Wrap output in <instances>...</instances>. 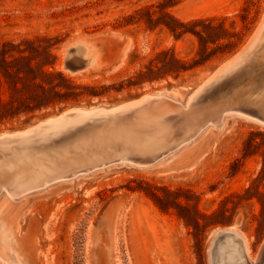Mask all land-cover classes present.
<instances>
[{
    "label": "rangeland",
    "instance_id": "374dc122",
    "mask_svg": "<svg viewBox=\"0 0 264 264\" xmlns=\"http://www.w3.org/2000/svg\"><path fill=\"white\" fill-rule=\"evenodd\" d=\"M170 16L182 23L216 18L230 34L209 42L218 54L205 65L179 76L142 77L163 51L187 65L201 58L199 38L189 31L176 39L165 24L172 23ZM262 25L249 58L211 88L216 94L210 89L195 99L218 69L250 45ZM80 41L91 43L85 57L94 53L96 64L74 72L66 62L77 65L79 57L70 50ZM29 42L41 47L39 60L55 63L54 69L77 85L95 87L96 95L0 119V135L69 110L112 109L147 95H165L176 104L154 114L155 122L130 130L164 131L160 147L167 152L152 166L111 165L20 193L14 182L30 160L70 172L74 163L120 152L125 140L102 132L72 133L33 151L0 152V264H250L263 259L264 114L245 101L264 100V0H0V52L14 49L19 56L13 46L27 49ZM43 47H51L50 55ZM233 87H244V92L234 96ZM1 100H9L8 92L0 94ZM26 157L28 163L19 165ZM225 230L234 236H217ZM229 239L240 250L234 259ZM242 244L249 260L241 253Z\"/></svg>",
    "mask_w": 264,
    "mask_h": 264
},
{
    "label": "trees",
    "instance_id": "16d2710c",
    "mask_svg": "<svg viewBox=\"0 0 264 264\" xmlns=\"http://www.w3.org/2000/svg\"><path fill=\"white\" fill-rule=\"evenodd\" d=\"M170 17L172 23L165 24L176 39L183 37L189 31L199 38L198 54L201 58L195 64L187 65L184 60L177 58L170 51H163L157 55L155 64L151 65L146 72L140 73L142 77L179 76L181 72L192 70L197 65H205L218 54L217 50L211 48L209 42L215 44L227 38L222 37L224 36L222 34H230L222 22H216L218 20L216 18L182 23ZM247 19L248 17H245L244 22ZM198 25H202V29L197 28ZM231 45L230 43L226 46ZM13 47L20 54L19 56L15 55L14 49L11 51L4 49L0 52L1 55L3 54L0 61V73L3 75V79L0 76V94L3 91L9 94V100L0 101L1 120L16 119L55 108L61 104H71L73 101L82 100L85 96L96 95L95 87L77 85L62 72L55 70V63L39 60L36 55L41 54V47L35 46L32 42H29L27 49ZM49 48L43 47V53L50 55ZM8 57H12L13 60H8Z\"/></svg>",
    "mask_w": 264,
    "mask_h": 264
},
{
    "label": "water",
    "instance_id": "95a60500",
    "mask_svg": "<svg viewBox=\"0 0 264 264\" xmlns=\"http://www.w3.org/2000/svg\"><path fill=\"white\" fill-rule=\"evenodd\" d=\"M248 47H246L240 53V55L238 54L240 57H238V59L234 61V63H232V68L226 71H222L221 73H219V75H216V77L213 78L210 82L200 87V90L198 89V93L195 95V99L199 98L204 92L208 91L213 86H215L219 81L225 78L228 73L232 72L243 61H246V59L249 58L252 53V49ZM91 48V43L88 41L77 42L75 46L71 48L70 55L74 54L75 56L79 57V60L82 65H80V69L77 70L78 66L74 65L72 60L68 59L66 62V67L74 72L88 70L89 68L95 67V54L92 53L88 57H85L88 49ZM77 53L79 56L77 55ZM149 96L150 97L145 101H140L142 99L141 98L112 109L98 108L94 111H91L90 113L83 115H81L80 113H76V110L84 109H74L63 112L61 115L54 118L61 117L64 113H67L66 115H64L65 117H62L63 119L59 120H61V122L64 124L73 121L76 122L72 125H67V128H65L62 133H59L56 136H51L52 132H50L49 134H47V136H45L46 131L50 130V128H53V126L55 125H53L54 123L42 125V123L46 122L44 121L24 130L27 132L25 135H18L14 137L0 139V149H4L5 147L9 148L10 151H12L13 148L21 147L28 149L33 148L34 146L42 143L46 144V142H49L50 140H53L55 138H59L63 135H69L72 133L79 134L83 132H89V134L102 132L106 135H121L126 143L125 148L120 152L93 156V158H90V160L88 161L82 162L80 164L76 163L73 166V170H71L70 172L64 171L60 176H57L51 181L69 178L80 172L92 171L95 169L117 164H131L138 167L152 166L156 162H158L167 151H164V149L160 147L161 144L155 147L148 145L144 146L143 144L138 146L136 143H132L135 141V138H144L145 136L153 133V131H150V133L146 134H132L130 130H138L143 128V126L148 122H155L157 118L154 117V114L167 110L169 108L168 101L171 100V98L165 95ZM101 109H104L105 111H102ZM158 129L160 128L158 127ZM230 235L234 236L233 232L230 230H225L220 231L217 236L224 237ZM242 248H244L243 244ZM261 257L264 259V246L262 249ZM263 259L260 260L262 262L259 261V264H263Z\"/></svg>",
    "mask_w": 264,
    "mask_h": 264
},
{
    "label": "bare ground",
    "instance_id": "6f19581e",
    "mask_svg": "<svg viewBox=\"0 0 264 264\" xmlns=\"http://www.w3.org/2000/svg\"><path fill=\"white\" fill-rule=\"evenodd\" d=\"M261 29H263V25H262V28H261V26H260V28L256 31V33H255V37L253 38V40H252V42L250 43V45H249V47L252 49V47L256 44V42H257V40H258V35H259V33H260V30ZM263 44V43H262ZM264 46V45H263ZM263 46H262V50H264L263 49ZM248 47V48H249ZM259 47H260V44H259ZM259 47L257 48L258 50H259ZM257 50V51H258ZM256 53V52H255ZM261 53V52H260ZM259 53V54H260ZM258 54V53H257ZM259 54H258V56H259ZM77 55H78V53H77ZM240 55V54H239ZM239 55H237L233 60H231V61H229L228 63H226V64H224L220 69H218L217 70V72L215 73V74H213L208 80H207V82H205L204 83V85L206 84V83H208V82H210L213 78H215L216 77V75H219V73H221L222 71H226V70H228V69H230V68H232L233 67V64L232 63H234V61H236L237 59H238V57H240ZM255 55V54H254ZM264 55V54H263ZM262 54H261V57L263 56ZM79 56V55H78ZM253 59H256V57L254 58L253 57ZM258 59V58H257ZM261 59V58H260ZM263 60H264V58H263ZM260 62H263V61H261L260 60ZM80 65H82L81 64V62H80V60H79V62L77 63V66H78V69L77 70H79L80 69ZM248 66V65H247ZM253 67V66H252ZM249 68V67H248ZM240 71H242V69L240 70ZM89 72V71H88ZM247 72V71H246ZM237 74V73H236ZM256 75V74H255ZM240 76V75H239ZM256 77V76H255ZM248 78H249V75H248ZM252 78H254V77H252ZM256 78H258V77H256ZM256 78H254V79H252L253 81L256 79ZM240 79V78H239ZM250 79V78H249ZM234 80V79H233ZM236 80V79H235ZM241 80H242V78H241ZM246 80H247V77H246ZM229 81V80H228ZM228 81H226V82H228ZM238 81V80H237ZM237 81H236V83H237ZM240 81V80H239ZM243 81V80H242ZM244 81H245V79H244ZM261 82V81H260ZM223 83H224V81H223ZM241 83V82H240ZM222 84V83H221ZM225 84V83H224ZM224 84H222V86L224 85ZM227 84V83H226ZM229 84V83H228ZM239 84V83H238ZM252 84V83H251ZM220 85V84H219ZM244 85V84H243ZM248 85H250V83L248 84ZM221 86V85H220ZM221 86V87H222ZM228 86V85H227ZM257 86H258V84H257ZM224 87V86H223ZM253 87H254V85H253ZM219 88V87H218ZM224 88H227V87H224ZM244 88V87H243ZM242 88V89H243ZM250 88H251V85H250ZM258 88V87H257ZM214 89V88H213ZM213 89H211V91L213 90ZM230 89V88H229ZM235 89V87H233V90ZM242 89H235L234 90V92H233V95L234 96H236L235 95V93H237V94H239V92H240V94L242 93V92H244V89L242 90ZM199 90H200V88H199ZM210 90V89H209ZM215 90H216V87H215ZM220 90H221V88H220ZM262 90H264V89H262ZM262 90H260V91H262ZM217 92H218V90H216ZM215 91V92H216ZM252 91V90H251ZM259 91V92H260ZM207 92V91H206ZM249 92H250V89H249ZM263 92V91H262ZM198 93V91L195 93V95ZM212 93H214L213 91H212ZM211 93V94H212ZM220 93V92H219ZM219 93H218V95H219ZM246 93L248 94V92L246 91ZM205 94V93H204ZM210 94V93H209ZM211 94H210V96H211ZM214 94H216V93H214ZM214 94H212V96L214 95ZM221 94V93H220ZM225 94H227V92L225 93ZM245 94V93H244ZM250 94V93H249ZM253 94V93H252ZM251 94V95H252ZM256 94H258V93H256ZM255 94V95H256ZM264 94V93H263ZM195 95H194V98H195ZM206 95H207V93H206ZM243 95V94H242ZM242 95H240V96H242ZM250 95V96H251ZM245 96V95H244ZM254 96V95H253ZM252 96V97H253ZM264 96V95H263ZM150 96L149 95H147V96H145V97H143L140 101H145L146 99H148ZM243 97V96H242ZM251 97V98H252ZM262 98V96H259V98ZM209 98V97H208ZM214 98V96L213 97H211V100ZM258 98V99H259ZM264 98V97H263ZM205 99V98H204ZM206 100V99H205ZM204 100V101H205ZM208 100V99H207ZM210 100V99H209ZM247 100V99H246ZM254 100V99H253ZM251 100V101H245L246 102V105H247V107H249L250 109H254L259 115H263L264 114V100H259V101H257V100ZM204 101H202V102H204ZM205 102H208V101H205ZM237 102V101H236ZM168 103H169V105L171 104H176L175 102H173L172 101V99L171 100H169L168 101ZM201 103V102H200ZM178 105V104H177ZM198 105V104H197ZM244 105H245V103H244ZM180 105H178V107H179ZM98 108H102V107H97V108H91L90 110H88V109H84V110H76V113H80L81 115H83V114H87V113H90L91 111H94L95 109H98ZM102 111H105L104 109H101ZM233 111V110H232ZM67 113H64L63 114V116H61V117H58V118H54V119H49V120H47L46 122H44V123H42V125L43 124H52V123H54L53 125H55V126H53V128L51 127L50 128V130H47L46 131V133H45V136H47V134H49L50 132H52L51 133V136H56L57 134H59V133H62V131H64V129L65 128H67L66 126L68 125H72V124H74L76 121H73V122H69V123H62L61 122V120H59V119H63L62 117H65L64 115H66ZM221 118H222V116H221ZM249 118V117H248ZM182 120V119H181ZM217 120V119H216ZM220 120V119H219ZM174 121V120H173ZM178 121H176L175 123L177 124V126L176 127H178V123H177ZM182 122H183V120H182ZM182 122H179V123H182ZM215 122V121H214ZM59 123H62V124H59ZM170 123H171V121H170ZM174 122H172L171 124H173ZM170 124V125H171ZM182 125V124H181ZM183 126V125H182ZM184 126H185V124H184ZM180 127V126H179ZM178 127V128H179ZM175 130H177V129H175ZM179 130V129H178ZM181 130V129H180ZM49 131V132H48ZM171 132V131H170ZM180 132V131H179ZM183 132V131H182ZM27 132L26 131H23V132H18V133H5V134H2V135H0V139H3V138H8V137H14V136H18V135H25ZM173 133V132H172ZM163 134H164V131H162L161 129H157L155 132H153V133H151V134H149V135H147V136H145L144 138H135V141L134 142H132V143H136L138 146H140L141 144H143L144 146H155V147H157V146H159L162 142H163V139H164V136H163ZM178 134V133H177ZM180 134V133H179ZM183 134H184V132H183ZM57 139V138H56ZM64 140V139H63ZM26 141H29V140H26ZM52 141V140H51ZM54 141V140H53ZM43 144V143H42ZM41 144V145H42ZM40 145V144H39ZM48 145H49V143H48ZM36 146H38V145H36ZM46 146V145H45ZM35 147V146H34ZM49 147V146H48ZM46 148H47V146H46ZM62 148V147H61ZM27 149V148H26ZM29 149V148H28ZM31 149V148H30ZM37 149V148H36ZM39 149H41V148H39ZM39 149H37L38 151H39ZM49 149V148H48ZM12 150V149H11ZM19 150L20 151H22V150H25V148H23V147H21V148H19L18 149V151L17 150H15V151H17L18 153H19ZM32 151H33V148L31 149ZM46 149L44 148V151H45ZM60 150V149H59ZM58 150V151H59ZM15 151L13 152V153H15ZM28 151H30V150H28ZM28 151H26L27 153H28ZM37 151V152H38ZM41 151V150H40ZM48 151H50V150H48ZM0 152L2 153V154H4V153H7L8 154V152H9V154L11 153L10 152V150H9V148H4V149H0ZM26 152H24V153H26ZM51 152V151H50ZM57 152V151H56ZM22 153V152H21ZM20 153V154H21ZM36 153V152H35ZM39 153V152H38ZM42 153V152H41ZM59 153H62V151L60 152L59 151ZM6 154V155H7ZM19 154V155H20ZM31 154V153H30ZM34 154V153H33ZM45 154H47V153H45ZM12 155V154H11ZM15 155H17V153H15ZM18 155V156H19ZM21 155H24V154H21ZM51 155H52V153H51ZM51 155H50V157H51ZM2 156V155H1ZM0 156V157H1ZM5 155H3V157H4ZM31 156V155H30ZM43 156V158H44V156H46V155H42ZM53 156V155H52ZM12 157V156H11ZM5 158V157H4ZM30 158V157H29ZM37 158H39V157H37ZM92 158H93V156H92ZM2 159V158H1ZM0 159V160H1ZM8 159H10V156H9V158ZM41 159V158H40ZM45 159V158H44ZM47 159V158H46ZM6 160V159H5ZM4 160V161H5ZM88 160H90V158H88V159H86L85 161H88ZM2 161H3V159H2ZM7 161V160H6ZM28 158L26 157V158H24V159H20V161H18V164L20 165L21 163H23V162H27L28 163ZM34 161V162H33ZM12 162V161H11ZM43 162V161H42ZM6 163V162H5ZM12 163H14V160H13V162ZM69 163H71V165H73V163L72 162H69ZM8 164V163H7ZM74 164H76V163H74ZM4 165V164H3ZM10 165V164H9ZM32 165V166H31ZM8 166V165H7ZM25 166V165H24ZM24 166H22V168L24 167ZM9 167V166H8ZM31 167V168H30ZM11 169H12V167H11ZM1 170L3 171V172H5V170L4 169H2L1 168ZM64 170V168L62 167V166H58L57 164H55V163H40V161L38 162V161H35V160H30V164H29V167L27 168V169H23V170H21L19 173H18V175H17V178H16V180H15V184H14V188H15V190L17 191V192H20V193H23V192H26V191H29V190H31V189H36V188H39V187H41V186H44V185H46L48 182H50L52 179H54V178H56L57 176H60L61 174H62V172H64L63 171ZM1 171V172H2ZM7 173H9V172H7ZM7 173H6V175H3V177L4 176H6V178H8L7 177ZM1 174V173H0ZM3 174V173H2ZM5 178V177H4ZM5 178V179H6ZM1 179V178H0ZM3 179V178H2ZM4 181H6V180H4ZM4 184V183H3ZM11 184V183H10ZM7 185V184H6ZM5 185V186H6ZM9 186V185H8ZM8 186H7V188H8ZM7 190V192L9 193V191H8V189H6ZM10 194V193H9ZM11 195H12V193H11ZM13 197V196H12ZM243 238V237H242ZM230 240V239H229ZM231 240H232V238H231ZM229 241L228 243H229V247L231 248V252H232V254H231V256L233 257V259L234 258H236V256H237V252L238 251H240V250H238L237 249V247L236 246H234V245H232L233 243H232V241ZM244 242V241H243ZM246 244V243H245ZM229 249V248H228ZM244 250H242V254L244 255L245 254V256H246V251H249V249L247 248V250L245 249V247L243 248ZM247 255H248V253H247ZM223 256V255H222ZM246 258H247V260H249L248 258L249 257H247L246 256ZM243 260V259H242ZM251 260V259H250ZM223 261V260H222ZM248 262H250V261H248ZM227 264V263H226ZM246 264V263H245ZM250 264H259V261L257 260V261H251L250 262Z\"/></svg>",
    "mask_w": 264,
    "mask_h": 264
}]
</instances>
